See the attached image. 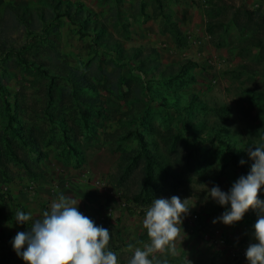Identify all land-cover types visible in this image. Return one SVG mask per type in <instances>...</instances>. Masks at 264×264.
I'll return each instance as SVG.
<instances>
[{
	"label": "rangeland",
	"instance_id": "374dc122",
	"mask_svg": "<svg viewBox=\"0 0 264 264\" xmlns=\"http://www.w3.org/2000/svg\"><path fill=\"white\" fill-rule=\"evenodd\" d=\"M43 1L0 0V264H25L12 241L28 225L17 223L15 214L19 210L39 218L26 206L42 201L39 182L50 175V180L61 179L65 169L85 163L102 165L104 149H111L110 158L105 157L111 163L114 154L119 155L126 128L146 133L162 161L176 172L159 179L163 191L158 198L190 199L198 223L208 230L219 229L221 222L212 221L226 208L206 200V186L227 192L243 174L225 146L208 140L219 126L215 109L230 108L227 137L232 151L250 169L253 161L247 149L264 143V72L259 78L254 73L230 77L223 71L217 74L211 64L209 70L200 67L204 75L200 78L196 65L183 72L187 77L161 82L157 68L146 75L140 71L160 61V55L154 45L134 44L123 30L128 28V16L122 12L128 11L127 0H62L83 3L93 11L107 25L112 40H119L121 52L105 48L95 34H79L65 17L48 15L41 20L37 11L46 5ZM134 48L141 49L137 57H145L143 66L132 54ZM152 49L157 54L150 55ZM65 66L81 71L90 89H76L63 72ZM193 96L207 110L182 106L185 112L180 114L162 106L164 97L168 103L177 100L184 105ZM87 98L93 99L92 105L85 103ZM88 139L93 142L89 141L87 157ZM122 148L134 150L136 143L123 141ZM259 198L264 201V189ZM42 205L44 211L46 204ZM257 218V211L250 209L234 228L253 233Z\"/></svg>",
	"mask_w": 264,
	"mask_h": 264
},
{
	"label": "crops",
	"instance_id": "0c3cea01",
	"mask_svg": "<svg viewBox=\"0 0 264 264\" xmlns=\"http://www.w3.org/2000/svg\"><path fill=\"white\" fill-rule=\"evenodd\" d=\"M125 5L128 11L122 12L128 16L130 41L138 46L154 45L161 62L177 64L191 60L197 63L198 72L200 67L209 70L208 65L214 64L217 74L223 71L224 75L237 78L264 72V0H127ZM198 77L204 75L199 72ZM89 141L93 140L85 143L87 157L91 156ZM110 150L102 151V165L85 163L68 168L57 180L47 176L48 179L39 182L42 201L33 200L26 206L40 218L61 193L80 201L81 213L97 226L109 229V248L117 254L119 264H128L133 252L125 243L139 236L146 238L134 244V248L148 243L142 221L150 205L128 209L130 204L122 198L111 177L120 152L109 163L105 157L110 158ZM42 204H46L44 211ZM234 226L221 222L215 230L222 242L211 244L183 220L185 239L177 242L178 254L173 257H183L184 264H248L245 252L254 242L253 233H244L245 227ZM156 255L162 260L170 254Z\"/></svg>",
	"mask_w": 264,
	"mask_h": 264
},
{
	"label": "clouds",
	"instance_id": "9594fccd",
	"mask_svg": "<svg viewBox=\"0 0 264 264\" xmlns=\"http://www.w3.org/2000/svg\"><path fill=\"white\" fill-rule=\"evenodd\" d=\"M247 152L253 161L250 172L240 176L227 192L218 186L210 190L206 186V200L211 198L226 208L213 224L231 226L242 221L250 209L257 211L254 242L248 245L245 256L248 264H264V201L259 198L264 189V143L249 147ZM189 201L178 196L153 199L142 221L148 243L142 248L128 245L133 252L128 264H168L167 259L161 261L156 254H178L177 242L182 243L186 235L183 217L194 206ZM79 202L61 193L51 201L49 210L36 219L31 213L17 210L15 221L28 225V230L17 232L12 241L17 256L25 264H119L117 254L109 248V229L97 226L81 213Z\"/></svg>",
	"mask_w": 264,
	"mask_h": 264
},
{
	"label": "trees",
	"instance_id": "16d2710c",
	"mask_svg": "<svg viewBox=\"0 0 264 264\" xmlns=\"http://www.w3.org/2000/svg\"><path fill=\"white\" fill-rule=\"evenodd\" d=\"M43 2L46 3V5L43 4L37 11V15L41 20H46L48 15L53 19L65 17L69 20L71 25L78 27L79 34L84 36L88 34H95L101 45H104L105 48L121 52L119 40H112L113 36L109 32L107 25L98 20L96 14L90 9H87L83 3H70L69 1L64 2L62 0H44ZM123 30L126 34H129L126 26ZM175 32L180 40L179 32L177 30H175ZM140 50V48H134L131 51L132 54L136 56L135 58L137 63L143 66L145 57H137ZM155 54H157L155 49H152L150 51V55ZM156 62L157 63H154L152 67H142L140 71L146 75L150 71L157 68L162 75L161 82L175 81L177 77H187L186 75H183V72L190 70L191 66L197 65V63H194L191 60H184L175 65H164L159 60ZM39 70L44 71L42 68ZM63 72L66 74L65 76L71 80L76 89L82 91L90 89L88 80L84 78L81 71L65 66L63 68ZM193 98H195V96L191 97L187 103L182 105L177 100L173 104L168 103L166 101V97H164L163 100L165 103H162V106L169 110L178 109L180 114L185 112L181 110L182 106H184V109H187V106H190L207 110V106L203 102ZM83 100H85V103L88 105H92L93 103V99L87 98ZM215 113L219 120V126L216 127L213 134L208 136V140L212 143L217 142L218 144L225 146V150L227 154L230 155L232 163L239 168L243 176H246L250 172L251 168L247 169L246 163H240L242 161L241 155L232 151V140L227 137L228 132L226 124L231 120L230 108L227 105H222L215 109ZM188 114L192 117L195 113L192 110L189 111ZM146 131L152 132L150 129H146ZM123 132H125L122 136L124 138L123 141L129 139L134 141L136 143V148L128 151L122 148L123 141L119 143L117 151L120 152V157L118 159L117 170L112 177L114 179L113 182L122 191L121 196L125 201H127V203L130 204L132 202L133 204H131L134 206H148L151 204L153 199H157L163 191V186L161 185L159 179L162 176L168 178L170 177V174L172 175L176 172L172 171L166 163L162 161L160 155L155 151L154 141L146 140V133L130 128H126ZM131 204L128 208L129 210L132 209ZM145 238L146 236H139L135 240L125 244L134 245L143 241ZM164 259L168 260V264H184L183 257L166 255L165 258L160 260L163 261Z\"/></svg>",
	"mask_w": 264,
	"mask_h": 264
},
{
	"label": "built area",
	"instance_id": "2783aa9c",
	"mask_svg": "<svg viewBox=\"0 0 264 264\" xmlns=\"http://www.w3.org/2000/svg\"><path fill=\"white\" fill-rule=\"evenodd\" d=\"M183 220L190 223L195 228V230H197L200 233L201 237L205 241L211 244L222 242L221 239L219 238L220 236L218 230H214V231L208 230V228H206L205 226L203 227L201 224L198 223L199 217L196 213L189 212L186 216L183 217Z\"/></svg>",
	"mask_w": 264,
	"mask_h": 264
}]
</instances>
